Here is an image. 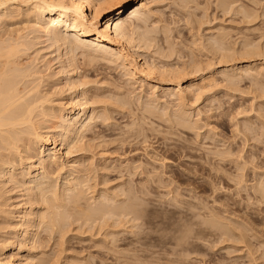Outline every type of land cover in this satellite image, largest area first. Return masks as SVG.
I'll use <instances>...</instances> for the list:
<instances>
[{
	"label": "rangeland",
	"instance_id": "374dc122",
	"mask_svg": "<svg viewBox=\"0 0 264 264\" xmlns=\"http://www.w3.org/2000/svg\"><path fill=\"white\" fill-rule=\"evenodd\" d=\"M146 10L152 17L141 31L148 44L139 35L133 36L143 61L167 70L188 67L182 77L164 87H144L128 80L118 62L102 61L105 66L97 69L98 64H89L87 56H79L72 66L65 48L38 30L34 16H29V23L22 18L8 22L7 29L30 48L24 53L43 77L42 90L51 96L48 109L61 107L63 116L72 111V117H77L82 106L79 103L74 109L75 99L87 101L86 115L96 110L99 117L91 127L97 136L87 152L68 146L72 140L64 133H52L55 138L49 147L59 151L66 166L58 178L54 176L59 179L57 185L63 187L68 169L89 168V185L95 187L88 191L90 206L96 204L93 197L104 193L123 204L130 189L145 199L141 203L143 218L135 223L138 227L113 235L103 231L108 236L83 230L76 222L62 236L40 229L35 238L27 237L36 233L31 217L30 225L20 229L21 238L15 245L17 253L27 237L26 247L18 253L21 260L29 256L31 264L41 260L49 264H253L255 256L264 252V204L256 207L252 199L254 186L264 181V0H150ZM106 20H100L98 28ZM215 40L222 44L217 53ZM136 64L141 68L142 62ZM197 66L203 71H194ZM211 70L217 72L218 86L208 88L198 99H189L186 119L192 128L178 126L180 119L174 114L183 108L169 92L176 84L185 90L191 78ZM241 70L242 75L231 82L229 77ZM223 71L229 73L221 76ZM153 95L161 101L146 106ZM127 100L130 106H123L121 102ZM151 110L160 114L154 112L157 115L152 117ZM141 114L149 118L142 119ZM34 156L15 171L26 185H8L13 191L9 202L17 209L12 222L19 226L23 208L37 212L26 190L39 173L31 166L38 163ZM27 170L33 178L22 175ZM145 182L150 187L143 190L147 195L138 192ZM2 201L0 198V249L10 254L14 248L8 239V200ZM187 229L193 233L182 242ZM12 261L17 264L18 260Z\"/></svg>",
	"mask_w": 264,
	"mask_h": 264
},
{
	"label": "bare ground",
	"instance_id": "6f19581e",
	"mask_svg": "<svg viewBox=\"0 0 264 264\" xmlns=\"http://www.w3.org/2000/svg\"><path fill=\"white\" fill-rule=\"evenodd\" d=\"M149 2L150 0H0V198L4 200L2 201L3 203L8 200L5 204L8 208V220L9 222L11 221L8 239L11 241L9 246L14 248L10 254L0 249V264H12V260H18L17 264H31L29 256L21 260L18 253L22 248L26 247L25 241L27 237L32 235L35 238L40 229L51 234L58 233L62 236L68 231V228L70 230L74 223L79 222L81 229L90 230V233L91 231H96L95 235H99L97 232L103 233V231L108 235H113L116 231L121 232L126 230V228H129L130 231V228L138 227L135 224L136 221L143 218L141 203H145V199L137 195V190L130 189L128 190L129 192L126 191L128 196L126 195V200L123 204H121L122 202L117 204L118 202L114 197H109V195L104 193L98 198L93 197V203L96 204L93 207L92 205L90 206L87 198L88 191L93 190L95 187L89 185V168L79 170L69 166V175L65 178L63 187L57 185L59 180L57 175L66 169V166L63 164L64 159L59 155V151L49 147L50 143H52L51 139L54 140L55 138L52 133H56V135L64 133L67 139L72 140L68 146L71 144L76 145L80 151L85 152L86 149L92 148V143L95 142L93 140L97 134L91 127L99 117L95 115L96 110L86 115L85 105H87V101L81 103V101L78 102L75 99L73 108L75 109L79 103L82 106L80 109L81 114L79 111L77 117H72V111L67 116H63L65 109L61 107L53 108L54 110L48 109L49 106L47 107L46 103L49 102L51 96L49 97L48 92L44 93L43 91L44 89L41 86L43 77L34 69L28 54L24 53V50L27 51L30 48L27 43L22 41L21 36L7 29L9 26L8 22L22 18L24 22L29 23L31 20L29 16L32 15L37 19L38 30L50 36L59 47L65 48V56H67L70 65L75 66L79 56L84 58L87 56L89 64H98L97 69L105 66L106 62L110 64L118 62L128 80L136 81L144 87L155 88L158 84L166 86L168 85L167 82L172 81V79L182 77L181 75L187 71L188 67L183 65L180 68L178 64L179 67L176 68L174 66L175 69L170 68V70H167V67L166 69L156 68V64H149L145 60L143 61L142 50L140 51L133 45L134 35H139L144 45L148 44L149 40H145L143 35L145 33L142 31L148 26L147 24L152 17L150 12L146 10ZM106 17L107 20L101 26V29L98 28L100 20ZM135 21H137V24ZM61 30L63 31L60 32ZM221 35L218 38H221ZM214 45L218 46L215 48V53H217L222 44H220V40H215ZM225 56L227 57L228 54ZM102 61H105V63L103 64ZM140 62H142L141 68L136 64ZM198 66L201 69L199 64ZM198 66L194 68V71H199L200 73L201 70ZM74 69L77 70L78 68L75 67ZM212 71L208 75H201L200 78H198L199 76L191 78L185 90L179 89V84H176L169 92L170 95L176 97L174 101H177L178 107L183 108L181 113L179 111V114L177 112L176 115L174 114V117H179L180 119V121H177L178 126L184 129L192 128L190 121L186 119L187 103L189 99L196 98L205 90L207 92L208 88L210 89L217 85L215 82L218 76L217 72ZM250 71H247V73ZM242 72L241 70L235 73L234 76H230V81H236V77L240 74L242 75ZM254 72L252 71L251 74H254ZM218 73L220 74V72ZM228 73V71H223L220 75L226 76ZM191 74L193 73L191 72ZM77 81L79 83V80ZM133 92L131 93L133 94ZM81 96V98H84V94ZM160 98L153 95L146 106L159 102ZM129 102L127 100L121 102V104L130 106ZM154 112L156 111L151 110V112L148 111V114L152 117L158 113L160 114L158 111L156 112L157 114ZM141 116L142 119L149 118L145 114H141ZM171 120L173 121V119ZM67 142L69 141L67 140ZM73 145L72 148L75 147ZM33 155L38 158V163L37 165L34 164L35 166H31L38 169L39 173L34 180L31 179L33 181L29 179L31 183L28 184L32 186L26 188V190L30 192L29 196L31 195V201L29 197L28 200L37 205V212H31L23 208L21 212L23 223L19 226L17 223L12 222L17 218V209L14 204L9 202L11 200L9 196L13 191L8 189V185L11 183L13 185L15 183L19 184V186L22 183L23 187L24 184L26 185L27 182L18 180L15 171H17L19 166L22 167L25 161H30ZM90 166L93 167L94 165L92 166L91 164ZM22 172L21 174L25 175V177H32L30 171ZM55 175L57 178H55ZM53 177L55 180H53ZM151 184H153V181ZM146 186L147 182L143 183L138 192L145 194L146 192H143V190H149L150 188H146ZM254 192L252 199L256 202L254 203L255 206L258 207L257 205L264 204V181L254 186ZM31 217H34L33 222L30 221ZM30 222H32L36 233L34 234L33 232L32 234H27V237H23L22 242H20V248L15 253V250H17L15 245L21 238L20 229L24 224L30 225ZM192 233L190 229H187L183 237L180 238L182 242L187 240ZM108 235L104 234V236ZM113 253L120 252L114 250ZM252 255L250 254V256ZM136 256L139 257L137 254ZM259 259L262 262L259 263ZM253 260V264H257V262L264 264V252L259 257L255 256ZM40 264H49V262L41 260Z\"/></svg>",
	"mask_w": 264,
	"mask_h": 264
}]
</instances>
